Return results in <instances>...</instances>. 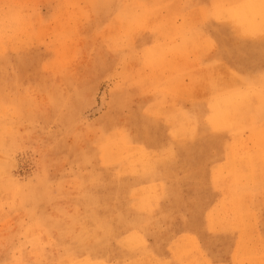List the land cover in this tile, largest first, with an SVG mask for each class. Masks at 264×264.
<instances>
[{
  "label": "rangeland",
  "instance_id": "1",
  "mask_svg": "<svg viewBox=\"0 0 264 264\" xmlns=\"http://www.w3.org/2000/svg\"><path fill=\"white\" fill-rule=\"evenodd\" d=\"M260 129L264 0H0V264H264Z\"/></svg>",
  "mask_w": 264,
  "mask_h": 264
},
{
  "label": "bare ground",
  "instance_id": "2",
  "mask_svg": "<svg viewBox=\"0 0 264 264\" xmlns=\"http://www.w3.org/2000/svg\"><path fill=\"white\" fill-rule=\"evenodd\" d=\"M170 1V0H169ZM235 3V2H234ZM233 3V4H234ZM228 7V6H227ZM253 7V6H252ZM226 9V8H225ZM242 12V11H241ZM61 14V13H60ZM251 14V13H250ZM255 14V13H254ZM174 15V14H173ZM253 15V14H252ZM255 16H256V14H255ZM128 19V18H127ZM7 25H8V27L9 28H12L11 29V32H13V34L15 33V31H16V28L18 27V26H21L20 25V23H18L17 22V26H16V21L15 20H13L12 19V12H8V14H7ZM246 21V20H245ZM169 23V22H168ZM199 24V23H198ZM245 24V23H244ZM210 26H211V24H210ZM250 26V25H249ZM135 28V27H134ZM191 28V27H190ZM17 31H18V28H17ZM199 31V30H198ZM201 32H203V31H201ZM12 34V33H11ZM159 34V33H158ZM10 35V34H9ZM7 37V36H6ZM9 37V36H8ZM200 37V36H199ZM206 38V37H205ZM10 39V38H9ZM203 39V38H202ZM208 39H211V38H208ZM233 42V41H232ZM202 43V42H201ZM170 44V43H169ZM173 44H175V43H173ZM188 44V43H187ZM208 44V43H207ZM202 45V44H201ZM162 46H163V44H162ZM203 46V45H202ZM206 51V50H205ZM181 52V51H180ZM179 54H181V53H179ZM179 54H177V56L179 55ZM203 56V55H202ZM204 58V57H203ZM184 59V58H183ZM221 59V58H220ZM217 61V60H216ZM179 62V61H178ZM172 63V62H171ZM170 63V64H171ZM147 64V63H146ZM173 65V64H172ZM179 67V66H178ZM212 69V68H211ZM216 72V71H215ZM221 72V71H220ZM167 73V72H166ZM188 75V74H187ZM187 75H185V76H187ZM191 75V74H190ZM218 75V74H217ZM216 75V76H217ZM221 75H222V73H221ZM177 76V75H176ZM194 76V75H193ZM205 76V75H204ZM210 77H211V75H209ZM219 76V75H218ZM223 76V75H222ZM178 77V76H177ZM185 78V77H184ZM184 78H182V80L184 79ZM214 78L215 77H213L212 79L214 80ZM220 78V77H219ZM186 79V78H185ZM223 79H224V77H223ZM156 81V80H155ZM168 81V80H167ZM186 80H184V82H185ZM229 81V80H228ZM233 81H235V80H233ZM189 82H191L190 80H189ZM188 82V83H189ZM199 82V81H198ZM232 82V81H231ZM54 83V82H53ZM193 82H191V84H192ZM194 83H195V81H194ZM229 83V82H228ZM237 83V82H236ZM187 84V83H186ZM190 84V83H189ZM227 84V83H226ZM232 84H233V82H232ZM171 85V84H170ZM229 85H230V83H229ZM237 85V84H236ZM181 86V85H180ZM232 86V85H231ZM185 87H186V85H185ZM223 88V87H222ZM225 88V87H224ZM232 88V87H231ZM165 89V88H164ZM226 90V89H225ZM183 91V90H182ZM229 102V101H228ZM221 103V102H220ZM224 104V103H223ZM238 113V112H237ZM189 125V124H188ZM260 131H263V129L261 130H259V132ZM246 132H247V130H246ZM261 133V132H260ZM264 133V131L261 133V134H263ZM261 134H258V137H259V135H261ZM258 140V139H257ZM260 140H263V139H260ZM223 141V140H222ZM261 142H263V141H261ZM245 143H248L247 141L245 142ZM249 144V143H248ZM246 145V144H245ZM260 145V144H259ZM255 146H258V144L257 145H255ZM261 146V145H260ZM259 146V147H260ZM231 148V147H230ZM253 149V148H252ZM244 150H246V149H244L243 148V150H241V151H244ZM257 150V149H256ZM259 152V151H258ZM260 156H261V154H260ZM237 157V156H236ZM246 157H247V154H246ZM243 159V158H242ZM263 160V159H262ZM242 161V160H241ZM240 163V162H239ZM242 163H243V161H242ZM252 173H254V172H252ZM259 176V174L257 175V177ZM243 178V177H242ZM245 179V178H244ZM252 179V178H251ZM259 179V178H258ZM258 179H256V180H258ZM236 180H238V179H236ZM243 180V179H242ZM251 182V181H250ZM239 184V183H238ZM241 184H242V182H241ZM240 185V184H239ZM246 185V184H245ZM258 186V185H257ZM257 188V187H256ZM136 195V194H135ZM233 200V199H232ZM231 200V201H232ZM232 203V202H231ZM234 203H235V200H234ZM235 207V206H234ZM233 207V208H234ZM235 209V208H234ZM69 211V210H68ZM186 237V236H185ZM183 245V244H182ZM38 247V246H37ZM173 247V246H172ZM39 248V247H38ZM37 249V248H36ZM193 249V248H192ZM173 250V249H172ZM219 250V249H218ZM193 251V250H192ZM35 252H37V251H35ZM33 253H34V251H33ZM184 256V255H183ZM176 258V257H175ZM72 259V258H71ZM74 259V258H73ZM42 260V259H41ZM66 260V259H65ZM260 260V259H259ZM56 261V260H55Z\"/></svg>",
  "mask_w": 264,
  "mask_h": 264
}]
</instances>
